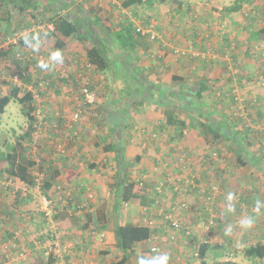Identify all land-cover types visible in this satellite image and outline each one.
<instances>
[{
    "label": "crops",
    "instance_id": "1",
    "mask_svg": "<svg viewBox=\"0 0 264 264\" xmlns=\"http://www.w3.org/2000/svg\"><path fill=\"white\" fill-rule=\"evenodd\" d=\"M37 1L39 0H32L31 2L35 3ZM96 1L97 0H95V2ZM178 1L179 2H174L170 0L168 5H171L170 7L173 8L174 13L162 15L164 18H168L169 22L175 20L179 15L178 19L184 23V30H186L187 23L185 16L189 5L188 2H181V0ZM86 2H88V0H74L72 2L74 7H71V9H68L65 14H62L61 11L55 12L49 9L46 5H51L48 0H45L39 8L36 6L37 9L35 7L34 10L30 7L24 11L19 10L18 15L10 10L11 16L13 18L16 17L11 23L9 21L1 20V18L6 15L0 11V96L9 93L11 86H13L12 83L8 81L11 79L10 75L18 72L17 75L13 76L20 78L18 77L19 72L26 67L24 61H22V59H24L23 52L25 49H33L25 46V36L30 37L32 35H38V50L42 51L43 47L48 44V47L45 48V50L50 51V47L58 33L54 29L53 20L63 15H69L71 18L76 19L80 23V29L83 28L82 24L87 20L90 24H96L97 26L100 25L104 29H111V32L114 34L115 30L119 28V22L127 19V17L120 16L118 12H112L111 8L120 9L121 13H123L125 9L130 8V6H120V0H103L105 5L103 7L100 4L97 6H100L107 15L112 13V17L114 18L113 20H110L111 23L102 24L96 23V21L92 20L90 10L88 9L90 4L87 6ZM97 3H99V1H97ZM179 3H181V7H179ZM81 4L82 8L80 7ZM185 5L187 8H184ZM208 11L209 10H207V12ZM149 19L150 18L145 19L144 22L141 21L140 23L146 24ZM3 22L7 23L5 28L2 27ZM164 23L166 22L158 21L157 24L161 26L160 29L164 32L166 38H168V35H173L174 39L180 40L179 36L182 37L185 34L184 30L174 27L173 25L170 27H163L162 24ZM133 26H135V24H133ZM248 26H251V23ZM43 28H45V32L42 31ZM3 31L7 34L18 32L17 40H19L14 45L9 44L10 48L6 52H4V50L7 49L8 45H6L5 42L6 36H2L5 35V32L3 33ZM143 38L144 37H142V39ZM77 40L80 42L84 41V39L79 38H77ZM140 41L141 39L136 45L137 51L141 48L138 46ZM18 42L21 44H18ZM185 45L187 46L186 41L180 40L175 47ZM15 46H17V48L13 53ZM90 46H88L87 49ZM67 49H69L68 44ZM158 51L162 53L163 58L164 54L162 49L159 48ZM164 57L165 58L162 59L163 62L165 61L163 65L165 67L171 66L168 69V72L172 69L176 71L170 73L171 80L172 76H174V79L172 80L173 82H186V75H183L182 73L187 72L188 70V60H183L182 58L177 59L178 57L175 56V58L172 54L165 55ZM34 63L41 72L42 70L38 66L39 61H34ZM13 65H15L14 68ZM84 65L92 67L93 72H95L93 75L94 78L102 77V73L98 72L87 59ZM77 66L80 67L78 64ZM158 72H160V68ZM144 73H148V77L151 80L156 78L155 71L152 72V70L148 69ZM198 73L201 74L200 77L193 81L197 86V89L200 87L201 83L209 86V79L213 77L210 72L207 73L202 70L198 71ZM27 75L29 74L27 73ZM28 82H32L31 78L28 81L24 79L14 84L15 86H20L17 96L23 95L21 93L22 88L28 90V86L25 85ZM196 91L186 95L185 115L183 113L177 115V113L174 112L177 107H165L153 102L148 106L150 107V110L144 111V115L147 116V119H139L135 110L132 111L133 115L131 117L133 120H136V124H126L127 118L125 117L124 124H121L120 127L117 126L120 131L119 135H117L116 123L112 122L113 118L111 117L115 113H112L108 109L107 104L105 106L91 107L94 116L97 117L94 119L97 124H93V121L92 123H84L81 120L75 127L78 135L76 138L79 143L75 146V150L72 151V154L68 153L66 155L65 159L69 164L66 174L59 173L55 175L56 172H59L60 169H62V167L57 165L55 169L53 167V173L45 180L46 182L44 183V181H41L40 188L42 187L41 189L44 191L41 190L39 192L40 202L43 203V206L44 199L47 200L45 197L49 198L47 201L51 203L52 198L50 195L52 197L53 195H57V198L60 200L58 202L62 204L61 206H66L67 208L65 209L68 212V214L65 212L64 216L61 217V220L57 221L58 227H61L63 229L62 232H64V234L61 235V239L64 243L61 242L59 248L57 247L59 241L53 246V252L56 255L55 264H111V262H115L121 258V252H118L116 256H114L113 253L115 250L117 251L116 227L118 224L124 222L147 224V221L145 220L150 221L148 224L154 229V234L147 241H139L136 243L133 251L130 252L129 260L125 264H138V257H151L157 254H167L169 257L168 264H191L193 260V250L201 244H208L206 254L203 257L206 264H215V262L220 261L222 258L223 260L225 258L229 259L222 264H264V257L259 258L257 256L258 259H256L253 255L248 256L244 254L245 248L249 245L251 246V244L258 243L264 247V192L262 194L259 193V190L257 189L258 187L254 182V179L259 177L256 164L258 163L261 165L258 166L259 170L264 169V154L259 153L260 155H255L259 151V149H256L257 152L254 153V150L253 155H251V130L249 131L250 139L243 138L241 136L242 132L239 133L240 127H237L235 121L231 120L232 122L228 121L224 123L219 119L220 115L216 110V112H213L214 110L209 108L208 104L202 105V102H215L213 101V94H208L210 90L204 91V100L202 99L200 102L196 99L195 101L190 99L196 97ZM32 96L34 99V95ZM157 98V101L159 102H162L164 99L159 95L158 97L152 96V92L149 90L145 100L152 102ZM247 98L251 100V96ZM247 98L244 99V101H247ZM48 99L49 97L47 100ZM224 99L225 97L220 101L219 98V102L222 106L227 104L222 102ZM10 101L8 104H10ZM199 103L202 106H199ZM135 104L143 106V102H138L137 97ZM6 106L4 107V111L0 113V180L1 178H4L5 175L6 177L14 178L15 180L17 177L9 176L5 167L7 166L9 154L13 151L16 137L25 131L14 136L15 130L18 128H14L12 122H9L11 120V115L10 113H6ZM151 106H159V109H152ZM35 109L34 105V110ZM87 109L88 108H86L83 113H86ZM246 110L245 112L247 113V116L249 113V120L251 121V114L254 109H251V106H246ZM256 111L257 108H255L254 112ZM257 112L258 117L253 118V122L255 124L263 125L264 128V117L259 114V111ZM156 113L158 114L157 120L155 118ZM170 113L175 119H178L179 117L182 121L186 120V123L190 121L188 126L182 128L181 133L177 131L178 128H176V124L166 123L167 115L169 118ZM107 114L109 119L107 118ZM98 116H100V118H98ZM208 116L215 117V119L211 121L214 124L213 128L215 130H220V137L214 136L213 133H201V127L197 122L198 120L201 122ZM24 117L26 118L25 115ZM150 119L151 121H149ZM138 120H141V122L138 123ZM34 122L35 119L32 126L34 134L31 136V139L28 141L26 140L25 142H30V144L33 141L39 142V159L42 161L43 159L41 157H43L42 155L46 154L48 151V145L44 139L45 134L41 133L39 129H36L38 127H36ZM144 122H147L150 125L147 123L145 124ZM146 125L150 126L151 131L156 132L157 134H160V132L165 129L164 131L173 132L174 135L161 138L164 139V141L167 140L165 142H157L159 140L158 135V140H151V143H147L148 139H143V129L141 130V128H145ZM89 132H92L91 134L94 136L93 140H82L80 138V136H85ZM10 134L13 137L12 141L9 140ZM153 136H155V134H153ZM76 138L73 139V142L77 140ZM154 138H157V135ZM25 142L24 144L26 148L27 144ZM174 145H177L179 149L181 147V150H176L174 153H171V155L168 156L169 158L161 157V155H157V157L156 155H152L159 148ZM105 146H111L113 148L106 151L104 149ZM147 148H149V150ZM214 149L218 152V156L217 154L210 155V150L214 151ZM25 152L26 149L23 152V157L17 155L12 161L20 166H26L25 164H27L26 173L31 174V169L34 166V163L37 162L30 158L31 155L29 153L26 152L27 154H25ZM182 152L184 157L180 155ZM184 152H189V154ZM167 153H169V151ZM91 154L92 156H90ZM84 156L86 158H84ZM135 157H138L139 159H135ZM28 159L34 161L33 166H28ZM120 159L123 167L122 170H120L121 168L116 164ZM131 159L134 160V163H130ZM251 163L254 164L252 172ZM50 165L51 162L45 164L44 169L46 170ZM97 165L100 167L101 173L96 172L93 168ZM113 168L115 171L112 170ZM142 168H146L147 172L145 173ZM253 176L255 177L251 179ZM87 181H89L87 187L88 191L84 193L81 186ZM128 181L136 182V185L138 183V185L142 186V191H139L142 194L140 196L135 195L128 201H123L118 195V183L122 186V184L124 185V183ZM16 184L19 185L18 181H16ZM92 185L95 187L98 186L101 190H95L96 193L91 192ZM159 185H161L162 188L156 189ZM211 185H216L218 191L213 192V194L210 193L208 196V190ZM173 188L177 189V191H174ZM22 189H20L22 195L19 196H16V192H11L12 194L9 197L14 198L13 204L11 205L9 203L10 201L7 202V204L9 206H18L20 204V206H24V209H26L23 216L28 221V232L22 234L20 244L21 246L30 248L32 252V244L36 245L39 243L38 246L43 245L44 247H47L50 243L48 244L47 236L41 233V231L38 238L33 239L35 234L33 235L30 231L31 222L33 220L31 216L32 209L30 206L41 205L37 200L32 198V195L29 196V192H27V194L25 193L29 198H23L25 194ZM98 193H101V195ZM75 194L77 195L76 197H74ZM229 194H232L233 196L232 201L226 199ZM69 195H72L73 199L68 198ZM89 198L91 199L87 204L88 209L86 212L92 214L91 221L86 217L84 220H81L80 222L78 221L76 224L70 222L69 212H76L77 209L83 208L84 206H81V202L83 201L81 200ZM17 200L19 201L16 202ZM33 202L36 204L34 205ZM180 202L186 203L188 209H182L181 206H179ZM71 204H74V207L71 206ZM20 206L18 209H20ZM118 208H120L118 215L122 218V222L119 221L115 224V221L111 220L110 213L113 212V210L117 212ZM230 208L232 209L231 211H229ZM254 208L255 210H253ZM241 209H245L243 216H251L245 227H240L243 223L242 221L235 222V220H233L237 212L242 211ZM10 210L12 209L9 208L7 211L2 209V215L0 217L4 218L6 215L7 217H10L16 211L10 212ZM27 210L30 211L29 214H27ZM158 210H162L165 214L172 213L181 222L182 227H184L183 225L191 227V233L185 236L182 229L175 231L170 228L169 225L165 223L162 216L158 214ZM102 212L106 215L103 220L100 219ZM76 214L77 213H74L73 216H76ZM209 214L215 216V224L208 232H205L203 228L200 227V222L205 220ZM79 215L81 216V214ZM9 224V222H3V224H0V238L4 237V240L2 241L4 243L8 238L14 236L9 235L12 231L8 232ZM75 226H79V228L72 230L76 236L72 237L69 230L73 229ZM92 231H94V233H91ZM30 232L31 234H29ZM5 233L8 236H6L7 238L4 235ZM45 233H47V231ZM172 234L175 235V238L171 240L170 236ZM26 238H28L29 241H27ZM148 241L152 243L147 245ZM2 242L0 241V243ZM52 243L54 244V242ZM8 245H10V242H8ZM69 245H71V247H69ZM153 245L159 246V251L157 254L153 253L151 256H148L150 252L149 247ZM38 249L42 250V247ZM1 250L2 249H0V251ZM86 251L87 253L84 257L83 252ZM31 252L29 253L28 258L26 256L28 263H31L35 258V252ZM2 255L3 256L0 255V264H7V256L5 254Z\"/></svg>",
    "mask_w": 264,
    "mask_h": 264
},
{
    "label": "rangeland",
    "instance_id": "2",
    "mask_svg": "<svg viewBox=\"0 0 264 264\" xmlns=\"http://www.w3.org/2000/svg\"><path fill=\"white\" fill-rule=\"evenodd\" d=\"M73 1L74 0H48L51 6H46L52 11H61L62 14H65L68 9L74 7V5H72ZM97 1H99V3H97ZM97 1L95 2V0H88L86 4L87 6L90 4V6L94 7L95 5L97 6L99 4L102 7L105 5L103 0ZM151 1L152 3L149 5L141 3L137 6H130V8L125 9L123 13L120 12V9L113 7L111 8L112 12H118L120 16L127 17V19H124L120 22L127 20L138 27H145L147 23L144 24L140 22H144L145 19L150 18L149 21L152 20L154 23L152 32L156 35L155 38H152L151 40L149 33L147 34V32H145L144 34H147V37L145 36L143 39H141L140 44L138 45L141 47L139 51H137V47L128 49L118 47V41L116 38H114L111 29H104L100 25L97 26L96 24H90L87 20H85L84 24H82L83 28L80 29L79 33L84 41L80 42L75 38H71V40L67 43L69 49L66 47V50L63 53L64 62L62 64H55L47 71L41 69L42 71L40 72L34 61L48 59L49 53L51 52L45 50V48L48 47V44L43 47L42 51H33L31 49L24 50V59H22V61H24L26 67L25 69L21 70V75L26 76L27 73L30 74L32 82L28 84L23 83L28 86V90H26V88H22L21 93L24 94L26 91H30L32 95H34L33 102L36 108L34 110V124L36 127H38L36 129H39L41 133L45 134L44 139L47 142L46 144L48 145V151L46 154L42 155L43 157L41 158L43 160L40 161V155L38 152L39 142L33 141L31 144L30 142H25L27 144L26 152L31 155V159H34V161L37 162L31 169V174H33L34 179H36L35 185L25 188L26 186H20V183L19 185L16 183L14 184L12 181L13 179L6 177V175L0 180V216L2 215V209L7 211L9 208H11L12 210H10V212L16 210L10 217H7V215L4 216V218L0 217V224H3V222H9L10 224L8 226L10 230L8 228V232L12 230L9 235H14L13 237L11 236L7 239L8 242H10V245H8L7 240L5 243L2 242L4 237L0 238V241L2 242L0 243V249H2L0 251V255L3 256L2 254H5L7 256V264H27L28 260H26V256L28 258V255L31 252L30 248L21 246L20 244V238L22 237V234L28 232V221L23 216L24 212H26V209H24V206H20V204L18 206H9L7 204L9 201L11 205L13 204L14 198L9 197L12 194L11 192H16V196H19L22 195V191L20 189L23 188L22 190L24 194L29 192V196L32 195V198L37 200L41 205L30 206L32 209L31 216L33 219L31 222L30 231L33 233V235L35 234L33 239L38 238L41 231V233L47 236V241L48 244L50 243V245L44 247L43 245L38 246L39 243L36 245L32 244V252H35L34 257L36 259L39 260L44 258L48 252L54 251L52 242L58 243L59 241L57 244L58 248L60 247L61 242L64 243V241L61 239V235L64 234V232H62L63 229L61 227H58L57 221H60L61 217L64 216V213L67 212L65 209L67 207L61 206L62 204L58 202L60 200L57 198V195H53V197L50 195L52 198L51 203L48 201L50 206H48L46 210L43 209L45 205L43 206V203L40 202L39 192L41 190L44 191L41 189L42 187L40 188L41 181L45 182V180L48 179L53 173V167L55 169L57 165L62 167V169H60L59 172H56L55 175L59 173L66 174L69 165L65 159L66 155L68 153L72 154V151L75 150V146L79 143L78 139L76 138L78 135L76 133L77 130H75V127L80 123L81 120L84 123H92L93 121V124H97L96 121H94V119L97 117L94 116V112L91 109L92 106H105L107 104L108 109L112 113H115L111 117L113 118L112 122L116 123L115 126L117 128V135L120 133L118 127H120L121 124H124L125 117L127 118L126 124L137 123L136 120H133L131 117L133 115L132 111L135 110V113L138 115L139 119H147V116L144 115V111L150 110V107L148 106L153 102H155L157 105L159 104L165 107H177L175 108L174 112H176L177 115H181L182 113L185 115L186 95L197 90V86L193 83V81L200 77L201 74L198 73V71L204 70L207 73L210 72V74L213 76L211 79H209V86H205V91L210 90L208 94H213V101L217 102L216 104L221 106V108L216 110L218 113L227 114L225 118L227 116L232 117V112L234 109L241 111L242 107L245 106L244 103H251V101L256 99L254 104H250L251 109L253 108L255 110L256 107L260 110L259 114L264 117V38L255 39L253 32L264 24L261 19L262 12L264 11V0H243L241 9L237 12H231L229 14H227L222 9V7L233 4L236 0H181V2L185 1L186 3H189V7L186 12L187 14L185 16L187 23L186 30H184V23L178 19L179 15L172 22H169L168 18L163 17L162 14L174 13L173 8L168 6L170 0L165 2H162L161 0ZM43 2H45V0H39L35 3L32 2V4L38 6L39 8ZM80 7L82 8V4ZM184 8H187L186 5ZM10 10L18 15V4L17 6L12 5ZM207 10L209 11L207 12ZM99 14L102 17V24L111 23L110 20H113L114 18L112 17V13H108L109 15H107L103 9L99 11ZM158 21L166 22L162 24L163 27H170L173 25L174 27H178L179 29L185 31V34L182 37L179 36V39L186 41L188 46L185 50H187V53H177V59L182 58L183 60H188V70L187 72L182 73L183 75H186V82H173L170 78V73L176 71L172 69L168 72V69L171 66L165 67L163 65L165 61L163 62L162 59L165 58V55L167 56L172 54L175 57L173 54L174 49L180 40L174 39L173 35H168V38H166V35L160 29L161 26L157 24ZM250 23L251 26H248ZM6 25V22L2 23L3 28H5ZM79 28H81L80 25ZM5 31H3V33ZM42 31L45 32V28H43ZM143 31L145 30L143 29ZM14 33L15 32L6 34V37L10 36V39H13L15 38L13 37L14 35H18V32L15 34ZM10 41L12 40H5L6 45H8V42ZM93 44H98L103 47L104 53L111 63L108 69L101 71L102 77L100 78H94L93 75L95 72H93L92 67L84 65L86 61L85 51L88 46ZM16 48L17 46H15L13 53ZM159 48L163 51V58H158V53H160L158 51ZM247 48L249 50V54L245 53ZM197 52H203L204 57L195 56ZM77 64L80 65V67L77 66ZM14 66L15 65H13V68ZM159 68L160 72H158ZM148 69L152 70V72L155 71L156 78L154 80H151L148 77V73H144ZM17 73L11 74V79L13 75H17ZM11 79L8 81L11 82L12 85L21 81L19 78H16V80L14 79L13 81ZM74 80L75 83L72 82ZM86 82H88V85L91 86L95 92V101L88 106H80L82 104L81 102L84 100V97L83 100H80L78 97H80L79 93L82 92L81 89ZM149 90L152 92V96L154 97H158V95L162 96L164 98L162 102L157 101L158 98L152 102L145 100ZM226 92H229L231 95L234 94V99L237 101L232 99L230 101V97L225 95V99L222 100V102L227 104L224 105L223 103V107L219 102V98ZM249 96H251V100L247 98ZM48 97L49 99L47 100ZM136 97L138 102H143V106L135 104ZM246 98L247 101L244 102V99ZM190 99L195 101L194 97ZM79 101L80 105H78ZM199 101H201V99H199ZM151 107L152 109H159V106ZM86 108H88L86 113H83ZM254 110L252 111L253 113L251 114L250 122V125L252 124L253 127L251 129V155H253L254 150V153L257 152L256 149H259V151L255 155H260L259 153L264 154V128L263 125L255 124L253 122V118L258 117V112H254ZM75 111H78L79 116L77 121L73 122L71 121V117L72 113ZM6 113H10L11 115V120L9 122H12V126L14 128H18L15 130L14 136H17V134L22 131H27V119L24 117L21 111V104L19 106L18 101L12 99L10 104L6 106ZM98 118H100V116H98ZM155 118L156 120L158 119L157 113L155 114ZM220 120L224 122V120L221 118ZM237 120V125L240 126V119L238 118ZM149 121H151V119ZM139 122H141V120H138V123ZM144 123L146 124L147 122ZM141 130L143 139H148L147 143H151V140H158V135L159 140L157 142H165L167 140L164 141V139L161 138L174 135L173 132L164 131L165 129H163L160 134H157L156 132H152L150 126L147 125L145 128H141ZM257 130L260 132L257 133ZM91 133L92 132H89L85 136H80V138L82 140H93L94 136ZM154 133L155 136H153ZM33 134L34 132H32V135ZM156 135L157 138H154ZM75 138L77 140L73 142V139ZM12 139L13 137L10 134L9 140L12 141ZM147 149L149 150V148ZM176 150H181V147L179 149L177 145L167 147L164 146L157 149L152 155H156V157L157 155H161V157L165 158L170 156L171 153H174ZM168 151L169 153H167ZM26 152L25 154H27ZM184 153L189 154V152ZM92 154L90 156H92ZM211 154L215 155L216 153H213V150H210V155ZM180 155L184 157L183 152ZM84 158L86 157L84 156ZM49 162H51L52 167L50 165L45 170V164H48ZM130 163H134V160L131 159ZM116 164H118L119 168H121L120 170H122L123 167L121 164V159L118 160V163ZM258 166L261 165L258 163L256 164L259 177L254 179V182L258 187L257 189L259 190V193L262 194L264 192V169L262 168L263 170H259ZM93 168L96 170V172L101 173L100 167L98 165L94 166ZM253 168L254 164L251 163V172ZM142 169L145 173L147 172L146 168ZM112 170L115 171L114 168ZM254 177L255 176L251 177V179ZM88 185L89 181L85 182V184L81 186L84 193L88 191ZM95 190L99 191L101 188L92 185L91 192L94 193ZM26 194L23 198L27 197L28 199L29 197ZM98 194L101 195V193ZM76 196L77 195L75 194L74 197ZM45 198L49 200V198ZM68 198L73 199L72 195H69ZM90 199L91 198L81 200L83 201L81 202V206H84L83 208L77 209L76 212H69L70 222L76 224L78 221L80 222L86 218L85 213L88 209L87 204ZM18 201L19 200L16 202ZM33 203L34 205L36 204L35 202ZM19 206L20 209H18ZM71 206L74 207V204H71ZM179 206L181 205L179 204ZM119 209L120 208H118L117 212L113 210V212L110 213L111 220H114L115 224H117L119 221L122 222V218H120L118 215ZM253 210H255V208ZM45 212L47 214H45ZM243 212H245V209H243L241 212H237L233 219L235 222H243L240 227H245L248 220L251 218V216L248 215L247 217L243 216ZM29 213L30 211L27 210V214ZM74 213H77L76 216H73ZM79 214H81V216ZM97 214L99 215L98 212ZM41 216L44 218V220ZM105 217V213L102 212L100 219L103 220ZM165 223L167 222L165 221ZM147 225H149L148 222ZM75 228H79V226H75L73 229L70 228L71 230H69L72 234V237H76L72 231ZM46 231L47 233H45ZM31 232L29 234H31ZM91 233H94V231ZM4 235L5 237L7 236L6 233ZM26 240L29 241L28 238H26ZM149 243L152 242L148 241L147 245ZM41 247L42 250L38 249ZM69 247H71V245H69ZM157 247L159 248V246ZM158 251H150L148 256H151L153 253L157 254ZM86 253L87 251L83 252L84 257L86 256ZM256 259H258V257H256Z\"/></svg>",
    "mask_w": 264,
    "mask_h": 264
},
{
    "label": "trees",
    "instance_id": "3",
    "mask_svg": "<svg viewBox=\"0 0 264 264\" xmlns=\"http://www.w3.org/2000/svg\"><path fill=\"white\" fill-rule=\"evenodd\" d=\"M161 1L165 2L167 0H161ZM171 1L179 2L178 0H171ZM141 3L149 5L152 3V1L151 0H120L119 4L122 7H129V6H137ZM242 3H243V0H236L233 4L223 6L222 9L227 14H229L231 12H237L241 9ZM17 4H18V11L19 10L24 11L25 9H27L29 7L34 10L36 7L35 5L32 4L31 0H0V11H2V13L6 15V16H3V18H1V20L9 21L10 23L13 22L14 18L11 16L10 7H12V5L17 6ZM178 5H179V7H181V3H179ZM95 7L90 6V5L88 6V9L90 10V13H91V18L93 21H96V23H102V19H101L102 17L99 14V11L102 8L100 6H95ZM261 19H262V22L264 23V11L262 12ZM147 21H149V20H147ZM53 25H54V29L58 33L56 35V38H54V42L52 43V45L50 47L51 52L53 50L58 49V50H61L62 53H64V51L66 50V47H67V43L71 40V38L83 39L79 35L80 23L76 19L71 18L69 15L59 16L58 18L54 19ZM118 25H119V28L116 29L114 34H113L114 38H116L118 41V47H123L125 49L134 48V47H136L137 42L140 39H142V37H145V36L147 37L148 32H147V34H144L145 31H144V33H142L143 28L138 27L137 25H135L133 27V23L130 21L125 20L123 22H119ZM138 28H140V29L138 30ZM140 30H142V31H140ZM253 32L255 35V39L264 38V24L261 25V27L259 29L255 30ZM6 34L7 33L5 32V35L3 37H5ZM18 44H21V43L18 42ZM8 50H9V48L5 49L4 52H6ZM248 52H249V50L247 48L245 53H248ZM85 53H86L85 56H86V59L88 60V62L92 66H94V68L98 72L104 71L105 69H108L110 67V64H111L110 60L105 55L104 49L101 45H98V44L91 45L86 50ZM21 74H22L21 72H19V74H18V76L20 77L21 80H24V79L26 81L30 80V74L26 75V76H23ZM173 79H174V76H172V80ZM72 82L75 83V80ZM28 83H30V82H28ZM205 86L206 85L204 83H201V86L197 89V91L195 93V95H196L195 99L197 101H199V99H201V101H202L204 91H205ZM19 90H20V86L13 85V86H11L9 93L4 94L3 96H0V113H2L4 111V107L9 103V101L11 99H14L21 104L22 113H23V115L26 116L27 121H28L27 131H25L24 133H21L20 135H18L16 137V142H15V145L13 146V151L11 152V154H9L7 166L5 167V169H6V172L9 176L17 177V178H15V180L13 178L15 183H16V181H18V183H20V186L24 185V186L30 187L31 185H35V179H34L33 174L26 173L27 164H25L26 166H22V165L20 166V165H18L12 161L17 157V155L19 157L24 156L23 152L26 149L24 142L26 140L28 141L29 139H31L32 132H33L32 126H33V121L35 119V115L33 112L34 102L32 100L33 99L32 93L30 91H26L23 95L17 96V94L19 93ZM225 95L230 97V101H231V99L234 101H237L234 99L235 98L234 94L231 95L229 92H226L225 94L221 95L220 100L223 97H225ZM255 101H256V99L251 101V105L254 104ZM203 104H208L209 108L214 110L213 112H216L215 110H217L218 108H221V106H219V104L217 106L216 102H202V105ZM198 105L200 106L201 104L199 103ZM244 105L245 106L242 107L241 111H239L238 109H234V111L232 112V117L227 116L225 118V116L227 115L225 113H219V115H220V118L222 120H224V123H226L228 121L232 122L231 120H233L236 122V125L238 122L237 119L239 118L240 119V126L237 125V127H240L239 133L242 132L241 136L243 138H246L249 140L250 139V136H249L250 132L249 131L253 127H252V124L250 125L251 121L249 120V113L247 116V113L245 112V110H246V106H251V105H250V102L244 103ZM257 111H260V110L257 109ZM209 116L207 118H205L204 120H202L201 122H200V120H198V122H197L201 127V133L202 134L213 133L214 136L220 137V134H221L220 130H218V129L215 130L213 128L214 124L211 121V120L215 119V117L214 116L209 117ZM185 121L184 120L182 121L179 118L175 119L173 117V115L170 113L169 118L167 115L166 123L167 124L168 123L169 124H171V123L176 124V128H178L177 131L179 133H181L182 128H184L185 126H188L190 123V121L188 123H186ZM256 132L259 133L260 131L257 130ZM260 144H262V143H260ZM111 148H113V147H111V146H105L104 147V149L106 151L110 150ZM213 153H216L217 156L219 155L215 149H214ZM135 159H139V158L135 157ZM33 162H34L33 160L28 159V161H27L28 166L29 167L33 166ZM135 183L128 181V182L124 183V185L122 184V186H120V184L118 183V186H119L118 187V190H119L118 195H119V198L121 200L128 201L133 196H135V195L140 196L142 194L139 191H142L143 187L138 185V183H137V185ZM211 186L208 190V196L210 195V193L213 194V191L211 190ZM85 217H87L88 220L91 221L90 219L92 217V214L90 212H86ZM153 234H154V229L150 225H147V224H137V223H132V222H124V223L118 224V226L116 227V236H117V247L116 248H117V251L115 250L113 253H114V256H116L118 254V252H121V258L115 262H111V264H125L129 260V257L131 254L130 252L133 251L136 243L139 241H147L148 239H150L153 236ZM207 247H208V244L199 245L197 253H198V256L201 258L200 264H206V262L203 260V257L206 254ZM244 254L248 255V256L253 255L255 257L258 256L259 258H263L264 257V247L258 243L251 244V246L249 245L245 248ZM41 259L38 260V259L34 258V260L28 264H55V261H56V258H55V255L53 252H49L48 255H46V257L41 258ZM16 264H22V263H16Z\"/></svg>",
    "mask_w": 264,
    "mask_h": 264
},
{
    "label": "built area",
    "instance_id": "4",
    "mask_svg": "<svg viewBox=\"0 0 264 264\" xmlns=\"http://www.w3.org/2000/svg\"><path fill=\"white\" fill-rule=\"evenodd\" d=\"M140 27H142V26H140ZM153 27H154V23L152 22V20H150L146 24L145 27H142L145 30V32L149 33L150 38H155V36H156L152 32ZM139 29L140 28H138V30ZM140 31H142V30H140ZM142 33H144V31H142ZM13 37H15V38L8 39V40H12V42H15L16 39H17V35H14ZM179 52L184 54L183 50H179ZM196 56L204 57V53L203 52H200V53L198 52L196 54ZM14 79L16 80V77L13 76L11 80L13 81ZM81 91L82 92L79 93L80 97H78V98L80 100H83V97H84V100L81 102L82 103L81 105H80V101H79L78 105L85 106V105H90V104L94 103V101H95V92H94V90L91 87H89L88 82L85 83V85L82 87ZM78 116H79L78 111H75L72 114L71 121H77ZM159 188H161V185H159V187H156V189H159ZM211 190L213 192H217L218 191V187L216 185H212L211 186ZM226 199L228 200V196H227ZM44 205L45 206L43 208L46 210V208H48L49 204H48V201L45 200V199H44ZM180 205H181L182 209H188V205L186 203L181 202ZM157 212H158L159 215L162 216L163 219H165V221L167 222V224L169 225L170 228H172L175 231H178V230L182 229V232H183V234L185 236L190 234V232H191L190 227L186 226V225H183L184 227H182L181 222L172 213L165 214L162 210H158ZM148 223H150V221H148ZM214 224H215V220L211 216V217L207 218V220H205L202 223H200V227H202L205 232H208L212 228V226ZM174 238H175V235L172 234L170 236V239L172 240ZM150 250H151V252H157L159 250V248L157 246L153 245V246L150 247ZM193 258H194V260H193L192 264H200L201 258L198 256L197 251L193 252ZM224 260H226V258Z\"/></svg>",
    "mask_w": 264,
    "mask_h": 264
},
{
    "label": "clouds",
    "instance_id": "5",
    "mask_svg": "<svg viewBox=\"0 0 264 264\" xmlns=\"http://www.w3.org/2000/svg\"><path fill=\"white\" fill-rule=\"evenodd\" d=\"M11 37L8 36L6 37V40L10 39ZM152 40V38H150ZM17 39L15 42H8V47L7 48H10V44L14 45L17 43ZM24 43H25V46L26 47H29V48H32L33 51H36L38 50L39 48V36L38 35H32V36H25L24 37ZM188 46V45H187ZM187 46L185 45L184 47L182 46H177L175 47L174 49V55L177 57V53H180L179 50H183L184 51V54L187 53ZM198 53V52H197ZM162 53H158V58H162ZM196 56V55H195ZM64 62V56H63V53L61 50H53L52 52L49 53V56H48V59L47 60H41L39 61L38 63V66L42 69V70H49L52 66H54L55 64H62ZM91 87V86H89ZM155 134V133H154ZM12 179V178H10ZM194 180V178H193ZM13 181V180H12ZM14 182V181H13ZM15 184V182H14ZM32 186V185H31ZM30 186V187H31ZM25 188H28V187H25ZM233 199V196L232 194H229L228 196V200L231 201ZM185 210V209H184ZM232 209L230 208L229 211H231ZM213 217V219L215 220V216L214 215H208L207 218L209 217ZM207 218L205 220H207ZM203 220V221H205ZM149 220H147L148 222ZM203 221H201L200 223H202ZM190 227V226H189ZM191 228V227H190ZM93 232V231H92ZM53 246L56 245V243L52 244ZM151 251V250H150ZM195 250H193L194 252ZM51 252V251H50ZM49 253V252H48ZM47 253V255H48ZM54 253V252H53ZM55 255V253H54ZM55 258H56V255H55ZM192 258H193V254H192ZM194 260V258H193ZM192 260V262H193ZM229 259L226 258V260H223V258L221 259V263H224L225 261H227ZM169 262V257L167 254H157L155 256H151V257H146V256H140L138 257V264H168ZM216 263V262H215ZM192 264V263H191Z\"/></svg>",
    "mask_w": 264,
    "mask_h": 264
},
{
    "label": "bare ground",
    "instance_id": "6",
    "mask_svg": "<svg viewBox=\"0 0 264 264\" xmlns=\"http://www.w3.org/2000/svg\"><path fill=\"white\" fill-rule=\"evenodd\" d=\"M161 188H162V186H161ZM174 189V191H177V189H175V188H173ZM181 203V202H180ZM198 246L196 247V249H195V251H197L198 252ZM215 264H222L221 263V260L220 261H217Z\"/></svg>",
    "mask_w": 264,
    "mask_h": 264
}]
</instances>
